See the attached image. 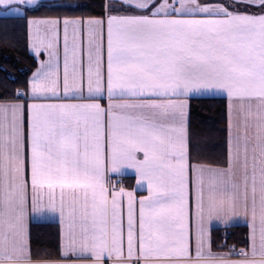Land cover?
Returning <instances> with one entry per match:
<instances>
[{
  "label": "snow or ice",
  "instance_id": "1",
  "mask_svg": "<svg viewBox=\"0 0 264 264\" xmlns=\"http://www.w3.org/2000/svg\"><path fill=\"white\" fill-rule=\"evenodd\" d=\"M88 7L0 0L35 60L0 96V264H264V0H102L75 15ZM208 97L226 100V135L202 158L190 101ZM31 217L58 222L54 258L33 252ZM240 222L243 246H228Z\"/></svg>",
  "mask_w": 264,
  "mask_h": 264
},
{
  "label": "trees",
  "instance_id": "2",
  "mask_svg": "<svg viewBox=\"0 0 264 264\" xmlns=\"http://www.w3.org/2000/svg\"><path fill=\"white\" fill-rule=\"evenodd\" d=\"M88 5L75 13L99 14L102 0H76ZM43 10L36 15H43ZM55 14V13H53ZM35 60L27 51L26 23L18 19H0V96L15 92L23 86L33 69ZM14 77L15 79H10ZM190 135L194 145L193 155L212 158L223 150L226 135V103L222 98H194L190 101ZM126 186V179H123ZM30 236L33 252L50 253L54 258L58 251L57 232L52 225L31 224ZM228 246H243L247 236L246 226H233L227 230ZM215 246L225 243V229L211 231Z\"/></svg>",
  "mask_w": 264,
  "mask_h": 264
},
{
  "label": "crops",
  "instance_id": "3",
  "mask_svg": "<svg viewBox=\"0 0 264 264\" xmlns=\"http://www.w3.org/2000/svg\"><path fill=\"white\" fill-rule=\"evenodd\" d=\"M26 36H27V26H26ZM27 41H28V37H27ZM61 43H62V37H61ZM27 51L28 53L34 57L30 50L28 49V46H27ZM208 98H222V97H208ZM223 99V98H222ZM225 103H226V100H224ZM123 179H126V187L131 190L133 187H135V177H134V174H126L123 178ZM113 180L115 181V177H113ZM123 182V181H122ZM124 184V182H123ZM146 191L144 192H140L138 191L137 192V196L139 197V195H146ZM31 224H43V225H52L55 227L56 229V232H57V243L59 244V224L56 220L52 219V218H49V217H31L30 218V221H29V229H30V225ZM236 226H244L243 222H240L238 225ZM214 229H224L223 227H218L215 223L211 226V231L214 230Z\"/></svg>",
  "mask_w": 264,
  "mask_h": 264
},
{
  "label": "rangeland",
  "instance_id": "4",
  "mask_svg": "<svg viewBox=\"0 0 264 264\" xmlns=\"http://www.w3.org/2000/svg\"><path fill=\"white\" fill-rule=\"evenodd\" d=\"M123 181V180H122ZM123 183V182H122Z\"/></svg>",
  "mask_w": 264,
  "mask_h": 264
}]
</instances>
